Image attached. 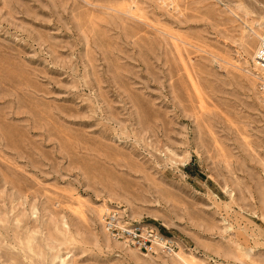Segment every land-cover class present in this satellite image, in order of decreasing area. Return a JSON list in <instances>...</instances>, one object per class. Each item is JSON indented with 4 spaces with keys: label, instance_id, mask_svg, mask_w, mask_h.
<instances>
[{
    "label": "rangeland",
    "instance_id": "rangeland-1",
    "mask_svg": "<svg viewBox=\"0 0 264 264\" xmlns=\"http://www.w3.org/2000/svg\"><path fill=\"white\" fill-rule=\"evenodd\" d=\"M263 19L264 0H0V264H264ZM110 208L175 253L112 239Z\"/></svg>",
    "mask_w": 264,
    "mask_h": 264
},
{
    "label": "built area",
    "instance_id": "built-area-1",
    "mask_svg": "<svg viewBox=\"0 0 264 264\" xmlns=\"http://www.w3.org/2000/svg\"><path fill=\"white\" fill-rule=\"evenodd\" d=\"M255 59L264 69V33L259 39ZM260 86L264 89V76ZM124 210V209H123ZM122 209L110 208L103 215V226L111 237L138 248L143 253L172 252L177 247L175 239L164 236L150 224L130 220Z\"/></svg>",
    "mask_w": 264,
    "mask_h": 264
},
{
    "label": "bare ground",
    "instance_id": "bare-ground-1",
    "mask_svg": "<svg viewBox=\"0 0 264 264\" xmlns=\"http://www.w3.org/2000/svg\"><path fill=\"white\" fill-rule=\"evenodd\" d=\"M263 22H264V19H263ZM263 24V23H262ZM262 26V25H261ZM263 33H264V31H263ZM263 33H262V35H263ZM255 66H256V70L258 71V72H260V73H262V74H260V77L262 78L263 76H264V69H263V67L258 63V61H256V59H255ZM258 74V75H259ZM260 78V79H261ZM263 79V78H262ZM259 87H260V90L262 91V90H264L263 88H261V86H260V82H259ZM107 233H108V231H107ZM109 234V233H108ZM110 235V234H109ZM111 237V236H110ZM112 239H114V240H117V239H115V238H113V237H111ZM117 241H119V242H121V243H123L122 241H120V240H117ZM124 245H125V243H123ZM127 246H130V247H133V246H131V245H129V244H126ZM175 251L176 250H174V251H172V252H169V253H175ZM148 254V253H147ZM179 257L181 258V259H183V261H187V259H184L183 257H181L180 255H179ZM190 259H191V261L189 262L188 261V264H195L196 262H197V258L195 257V256H193V255H190ZM185 263V262H184Z\"/></svg>",
    "mask_w": 264,
    "mask_h": 264
}]
</instances>
